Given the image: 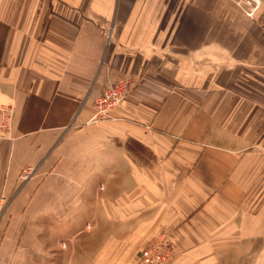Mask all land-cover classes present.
<instances>
[{
  "label": "crops",
  "instance_id": "0c3cea01",
  "mask_svg": "<svg viewBox=\"0 0 264 264\" xmlns=\"http://www.w3.org/2000/svg\"><path fill=\"white\" fill-rule=\"evenodd\" d=\"M240 17L226 0H0V264H134L160 233L170 264H238L264 242V39L241 46Z\"/></svg>",
  "mask_w": 264,
  "mask_h": 264
},
{
  "label": "built area",
  "instance_id": "2783aa9c",
  "mask_svg": "<svg viewBox=\"0 0 264 264\" xmlns=\"http://www.w3.org/2000/svg\"><path fill=\"white\" fill-rule=\"evenodd\" d=\"M239 12L246 18L258 21L257 10L260 0H232ZM135 81L124 76L118 79H107L99 92L93 99L94 114L93 119L105 118L109 116L112 108L118 106L126 96L134 89ZM13 108L11 104H0V139L4 138L12 126ZM35 172L33 166H23L18 174L21 182L29 179ZM9 198H0V216L8 203ZM158 242H151L141 251V260L144 264H165L170 254H174L171 242L165 237H157ZM168 256V259H166Z\"/></svg>",
  "mask_w": 264,
  "mask_h": 264
},
{
  "label": "rangeland",
  "instance_id": "374dc122",
  "mask_svg": "<svg viewBox=\"0 0 264 264\" xmlns=\"http://www.w3.org/2000/svg\"><path fill=\"white\" fill-rule=\"evenodd\" d=\"M226 1H227L228 6L231 8V10H233V11L235 10L237 13H239L241 15V17H240L241 20H243V24H244L243 27H242L243 31H244L243 32V37H242V39L238 38V43L241 44V46H242L243 43L253 41L254 33L256 31H258L259 34H260L259 39H261V38L264 39V0H260V5H259V8L257 10V14L259 15L258 21L251 20V19H248V18L244 17L239 12L237 7L233 4L232 0H226ZM45 23H46V20L44 22V25H45ZM234 42H236V41L231 40V43H234ZM231 43L228 42V44H231ZM242 53L244 54L245 51H242ZM259 75H261V72H259ZM129 77H131V76H129ZM132 79L134 80V78H132ZM4 103L11 104V102H9V101L4 102ZM12 108H13V105H12ZM13 117H14V108H13L12 122H13ZM130 147L132 148V151H134L138 155H141V154L142 155H148L147 150L144 147H142L140 144H137L135 142H131ZM18 174H19V172H18ZM19 182H21V181L19 180ZM87 228H89V226H86L85 230H88ZM160 236H163V237H165L167 239V237L163 233L157 234V235L152 236L151 238H149V240H147L141 246V248L139 250V253L134 258L135 259L134 264H144L142 262L141 258H140L141 251L144 250L147 247V245L149 243H151L153 240H154L153 242H155V241L158 242L159 238H157V237H160ZM171 245L173 246V251L175 253L176 250H175L174 243L171 242ZM252 245H253V250H250L248 252H244L243 254H238V264H264V242H260L258 244H252ZM64 247H65V242L61 241L60 244H59V248H64ZM256 247L258 248V251L254 249ZM248 249H250V244H248ZM176 255L177 254H173V253L170 254L169 259H168V256H167L166 259H168V260H167V262L165 264H170V262L175 258Z\"/></svg>",
  "mask_w": 264,
  "mask_h": 264
},
{
  "label": "trees",
  "instance_id": "16d2710c",
  "mask_svg": "<svg viewBox=\"0 0 264 264\" xmlns=\"http://www.w3.org/2000/svg\"><path fill=\"white\" fill-rule=\"evenodd\" d=\"M131 142H133V141H131ZM131 142H126L125 143V147L127 148V149H129V150H132V148L130 147V145H131ZM135 143H137V142H135ZM138 144V143H137Z\"/></svg>",
  "mask_w": 264,
  "mask_h": 264
}]
</instances>
